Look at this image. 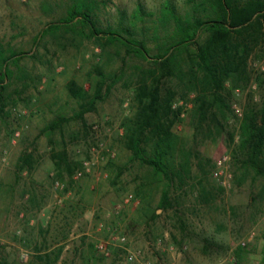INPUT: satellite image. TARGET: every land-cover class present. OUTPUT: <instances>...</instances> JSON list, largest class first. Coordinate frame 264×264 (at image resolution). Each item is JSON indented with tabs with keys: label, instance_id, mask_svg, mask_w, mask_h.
Segmentation results:
<instances>
[{
	"label": "rangeland",
	"instance_id": "obj_1",
	"mask_svg": "<svg viewBox=\"0 0 264 264\" xmlns=\"http://www.w3.org/2000/svg\"><path fill=\"white\" fill-rule=\"evenodd\" d=\"M89 1H94V17L103 27L116 26L119 10L126 11L125 23L135 20L134 37L146 42L151 56L174 28L165 15L167 0ZM172 1L178 12L191 11L188 0ZM72 3L0 0V46L6 54L25 52L9 62L8 76L0 81L5 86L0 99V263L29 264L38 254L64 246L55 264H119L124 248L115 246L110 257L96 249L99 239L117 229L126 234V247L144 252L128 264H264V177L238 170L232 151L239 136L230 146L227 134L217 135L215 128L196 131L190 117L194 92L179 97L183 112L174 130L190 154V171L171 188L173 207L159 208L166 179L159 181L150 166L131 160L122 125L133 112L136 81L151 59L128 54L120 44H106V37H87L88 29L78 20L72 28L64 25L42 34L50 23L60 22ZM139 3L147 12L142 20L133 19ZM250 70V83L232 91L231 130L238 129L247 106H259L263 98L257 77L264 72V43L251 56ZM102 77L112 88L85 114V125L75 118L79 101L70 96L67 83L75 79L93 92ZM173 85L181 96L184 86L177 80ZM234 102L242 107V117L236 115ZM59 116L71 119L48 130ZM93 123L101 124L115 157L97 161L94 156L91 173L77 178L75 172H64L59 177L53 151L66 147L73 161L91 158ZM26 152L34 154L32 168L21 171ZM224 153L231 157L226 183L212 173ZM119 167L125 170L116 178ZM57 181L64 187H57ZM128 194L134 200L125 203ZM239 246L244 251L238 256Z\"/></svg>",
	"mask_w": 264,
	"mask_h": 264
},
{
	"label": "trees",
	"instance_id": "obj_2",
	"mask_svg": "<svg viewBox=\"0 0 264 264\" xmlns=\"http://www.w3.org/2000/svg\"><path fill=\"white\" fill-rule=\"evenodd\" d=\"M188 1L192 7L186 15L178 12L172 0L166 1L165 15L173 20L174 28L169 39L167 37L158 45L159 51L153 56L146 42L134 37L135 20L132 25L125 23L128 19L126 11L119 10L120 19L116 26L103 27L94 17V1L73 0L60 22L50 23L42 31L44 34L64 25L72 28L71 24L78 20L88 29L85 31L87 37L98 40L106 37V44H120L128 54L151 59V66L144 69L136 81L133 112L124 118L122 125L125 128L124 144L131 152V160L150 166L159 181L166 179L159 202L161 209L173 207L171 188L177 182L176 178L182 179L190 171V154L174 127L183 112V106L177 105L178 98H187L192 92L190 117L194 129L227 134L230 146L238 135L239 141L232 151L238 170L245 175L253 172L255 178L264 177V95L259 106H247L237 130L228 128L232 91L250 83V58L264 43V0ZM146 13L139 3L133 19L142 20ZM201 32L206 33L203 39ZM23 54L24 51L15 50L6 54L0 46V81L4 82L8 76L9 62L20 59ZM176 80L184 86L181 96L173 85ZM257 80L263 88L264 72ZM111 88L112 84L107 85L105 77L96 80L93 92L77 80H69V94L79 101L80 107L75 118L83 120L86 125L85 114L93 111ZM4 89L5 86L0 84V99ZM70 119L59 116L47 129L56 130ZM33 155V152L24 153L19 162L21 171L32 168ZM52 159L59 177L64 172L72 176L82 165L81 160L71 159L66 147L54 150ZM110 166L115 163L110 162ZM124 170L125 167H119L116 178H120ZM112 181L117 183V180ZM179 181L184 183V180ZM63 249L64 246H60L56 251L38 254L29 264H55ZM243 251L244 248L239 246L236 254L239 256ZM0 264L9 263L4 259Z\"/></svg>",
	"mask_w": 264,
	"mask_h": 264
},
{
	"label": "built area",
	"instance_id": "obj_3",
	"mask_svg": "<svg viewBox=\"0 0 264 264\" xmlns=\"http://www.w3.org/2000/svg\"><path fill=\"white\" fill-rule=\"evenodd\" d=\"M233 109L239 117L243 116V109L237 103L234 102ZM90 136V146L89 154L91 158L82 160V165L75 171V176L82 177L87 173H91V168L95 162H93V157H97V161H106L108 159H113L116 155L114 149H112L106 142L103 136V129L101 124L93 123L89 128ZM230 155L224 153L217 161L216 167L213 170V177L222 183H226L227 180L231 178V174L228 171V164L230 162ZM57 187H64V184L60 181L56 182ZM134 200L133 194H128L125 198V203H130ZM127 236L122 230L113 229L110 230L107 237L99 239L96 243L97 251L103 256L110 257L113 254V248L115 246H120L124 248V252L119 255V264H128L137 261L139 258L143 257V250L141 249H131L126 247Z\"/></svg>",
	"mask_w": 264,
	"mask_h": 264
}]
</instances>
